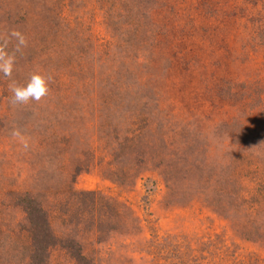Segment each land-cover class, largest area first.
Segmentation results:
<instances>
[{
    "label": "rangeland",
    "instance_id": "obj_1",
    "mask_svg": "<svg viewBox=\"0 0 264 264\" xmlns=\"http://www.w3.org/2000/svg\"><path fill=\"white\" fill-rule=\"evenodd\" d=\"M12 30L52 81L0 73V264H264V0H0Z\"/></svg>",
    "mask_w": 264,
    "mask_h": 264
},
{
    "label": "clouds",
    "instance_id": "obj_2",
    "mask_svg": "<svg viewBox=\"0 0 264 264\" xmlns=\"http://www.w3.org/2000/svg\"><path fill=\"white\" fill-rule=\"evenodd\" d=\"M13 41L15 42L14 44ZM10 45H12L11 50H9ZM27 46L28 40L26 36L18 30H12L9 33L0 35V73L10 81L7 87L11 93L9 102L13 106L27 105L33 101L39 103L50 92L49 83L52 81L51 76L33 72L30 74L26 84H19L12 79V74L16 67L17 53H20ZM10 134L24 150L29 148L28 138L20 129L14 128Z\"/></svg>",
    "mask_w": 264,
    "mask_h": 264
},
{
    "label": "trees",
    "instance_id": "obj_3",
    "mask_svg": "<svg viewBox=\"0 0 264 264\" xmlns=\"http://www.w3.org/2000/svg\"><path fill=\"white\" fill-rule=\"evenodd\" d=\"M24 212L30 225L27 233L33 244L34 255L32 258L38 260L44 256L47 249L44 242L50 238L47 234V223L45 226V220L43 221V217L45 218L44 210L32 199H26ZM55 244H48L47 246H55ZM62 247L71 253V257L76 264H90L89 259L83 254L82 249L78 245L72 244L71 246L64 245Z\"/></svg>",
    "mask_w": 264,
    "mask_h": 264
}]
</instances>
